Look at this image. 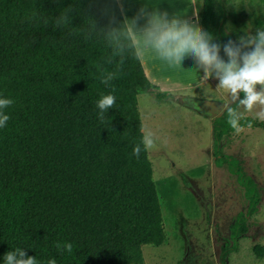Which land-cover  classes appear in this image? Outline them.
Here are the masks:
<instances>
[{
    "label": "trees",
    "instance_id": "obj_1",
    "mask_svg": "<svg viewBox=\"0 0 264 264\" xmlns=\"http://www.w3.org/2000/svg\"><path fill=\"white\" fill-rule=\"evenodd\" d=\"M105 2L0 0V98L13 100L0 128V264L18 247L38 264H146L143 245L167 238L148 151L133 154L143 135L137 93L152 86L142 61L105 63L102 39L52 22L72 7L73 27L83 28L87 16L103 27ZM212 7L205 0L207 29ZM105 70L116 74L108 85ZM109 93L116 103L101 123L96 102ZM226 115L215 120L216 142ZM241 124L264 122L245 117ZM232 168L255 206L253 178ZM57 242H71L72 253Z\"/></svg>",
    "mask_w": 264,
    "mask_h": 264
},
{
    "label": "rangeland",
    "instance_id": "obj_2",
    "mask_svg": "<svg viewBox=\"0 0 264 264\" xmlns=\"http://www.w3.org/2000/svg\"><path fill=\"white\" fill-rule=\"evenodd\" d=\"M204 5L205 0H198L202 27L217 43L236 40L244 28L254 32L264 26V0H213L208 29L201 16ZM180 9L188 17V7ZM158 64H144L151 82L163 89L187 87L170 92L178 99L151 87L137 93L142 125L154 134L156 146L148 155L167 230L163 244L143 245L146 264H264V125H242L237 134L226 115L216 142V118L210 119L184 99L225 96L227 105L234 107L230 96L211 81H193L190 68ZM245 117L262 122L254 113ZM233 165L253 178L255 206Z\"/></svg>",
    "mask_w": 264,
    "mask_h": 264
},
{
    "label": "clouds",
    "instance_id": "obj_3",
    "mask_svg": "<svg viewBox=\"0 0 264 264\" xmlns=\"http://www.w3.org/2000/svg\"><path fill=\"white\" fill-rule=\"evenodd\" d=\"M113 4L119 7L123 19L117 18ZM170 8L171 12L162 5L143 3L139 11L129 18L124 15V0H106L101 12L107 16L108 23L103 27L98 26L92 16L84 18L83 28L73 27L72 7L61 9L52 22L56 29L71 26L74 31L83 32L85 39H102L108 48L105 63H116L117 67L129 56L138 61L151 58L171 69L183 68L185 60L191 59L194 62L190 68L193 74L202 73L207 80L215 78L218 81L216 88L230 96L235 107L226 104L225 109L227 122L235 133L243 130L241 121L245 119V113H254L255 119L264 121V26L255 28L254 32L244 28L241 30L244 34L236 40L229 39L221 44L215 42L214 35L197 21L188 18L187 11ZM115 78L114 72L105 70L101 74V82L105 85ZM115 103L113 94H101L96 102L101 123ZM12 104V99L0 98V128L6 127L10 119L3 110ZM140 131L143 134L140 143L133 149L137 158L141 151L146 152L156 146L150 130L146 131L142 126ZM55 246L61 253L71 254L73 251L71 242H57ZM3 259L4 264H38L36 257L28 256L19 247L5 253ZM47 264H57V261L52 258Z\"/></svg>",
    "mask_w": 264,
    "mask_h": 264
},
{
    "label": "crops",
    "instance_id": "obj_4",
    "mask_svg": "<svg viewBox=\"0 0 264 264\" xmlns=\"http://www.w3.org/2000/svg\"><path fill=\"white\" fill-rule=\"evenodd\" d=\"M143 3H146L150 6H158L162 5V8L167 9L171 12L169 7L177 6L180 9V6L188 7V18L197 21L201 26V21L198 13V0H124V15H127L129 18L133 17L138 11L139 8L143 5ZM147 64L149 66L160 65L159 61L153 60L151 58H145L142 60V64ZM193 61L191 59L185 60L183 64V68H191L193 67ZM165 66V65H164ZM193 81H198L199 83H206L211 81L215 87H217L218 81L215 78H212L210 80H207L203 77V74H193ZM152 86L150 89L156 90L157 93H163V92H169V97L173 99H178V95L173 96L170 92H176L178 89H185L187 85L179 86V87H167L162 88L160 85H156L155 83L151 82ZM166 90V91H165ZM180 91V90H178ZM222 95V94H221ZM196 97L188 96L185 99H193ZM184 99V101H185ZM202 99V98H199ZM219 99H222L221 101H225V96H219ZM215 100V99H213ZM186 102V101H185ZM226 103L228 104V101L226 100ZM192 108H195L191 106ZM196 109V108H195ZM211 119V117H209ZM213 119V118H212Z\"/></svg>",
    "mask_w": 264,
    "mask_h": 264
},
{
    "label": "water",
    "instance_id": "obj_5",
    "mask_svg": "<svg viewBox=\"0 0 264 264\" xmlns=\"http://www.w3.org/2000/svg\"><path fill=\"white\" fill-rule=\"evenodd\" d=\"M187 103H191L193 107L209 117L215 119L222 116V113L226 110V101L213 100V99H185Z\"/></svg>",
    "mask_w": 264,
    "mask_h": 264
}]
</instances>
